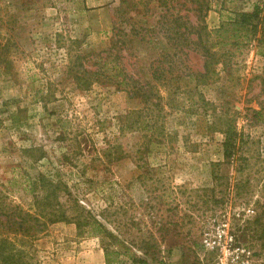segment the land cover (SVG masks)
<instances>
[{"label":"rangeland","instance_id":"rangeland-1","mask_svg":"<svg viewBox=\"0 0 264 264\" xmlns=\"http://www.w3.org/2000/svg\"><path fill=\"white\" fill-rule=\"evenodd\" d=\"M193 1L108 0L98 13L100 0H0V207L62 219L34 240L10 236L32 263L106 264L107 250L117 253L111 264H218L203 239L222 228L264 264L262 48L234 47L232 75L220 66L207 86L183 79L179 108H165L172 139L144 156L133 124L141 100L82 89L69 73L78 55L108 51L119 30L146 37L123 54L151 80V63L170 50L168 22L200 25L198 3L210 32L255 6L264 19V0ZM185 64L201 70L203 60L190 51ZM227 119L240 135L231 150ZM87 212L109 234H94Z\"/></svg>","mask_w":264,"mask_h":264},{"label":"trees","instance_id":"trees-1","mask_svg":"<svg viewBox=\"0 0 264 264\" xmlns=\"http://www.w3.org/2000/svg\"><path fill=\"white\" fill-rule=\"evenodd\" d=\"M198 4L196 10L200 25L188 27L182 24L180 16L168 22L172 26L165 29L162 36L167 39L170 50L162 51L151 63V80L137 77L138 72L134 73L132 65L126 63V57L123 54L127 51L126 49L135 42L134 40L138 39L142 42L146 39L145 36H140L141 33L134 32L133 27L134 33L130 34L116 31L118 38L108 51L78 55L73 66L69 67L70 75L82 89L90 90L95 84L113 86L117 91L127 93L130 98L141 100L144 107L133 112L136 118L133 124L138 127L139 132H144L141 156H144L153 144H164L172 136L166 127L165 108L166 106L171 110L179 108L176 95L183 79L190 77L197 85L207 86L215 82L220 66L223 67L222 71L228 70V75L231 76L233 71L231 57H233L234 47H245L253 42L258 48H262L261 54L264 56V19L263 9L260 6H255L252 13L233 12L232 17L223 21L218 30L210 32L201 22L207 5L205 2ZM190 51L202 58L201 70H193L185 64ZM132 57L138 60L137 56L132 55ZM163 90L167 92V96L162 95ZM257 114L260 116L261 112ZM232 123L234 120L227 119V127L224 131L225 145L228 150L235 149L234 146L240 137L236 127L234 128L235 123ZM229 154L233 155V153ZM66 190L69 192L67 188ZM83 210L86 211V209ZM87 213L91 220L87 224L91 226L94 234H109L107 227L101 221L92 216V213ZM54 214L51 213L50 217H46L26 212L19 206L0 207V264H34L31 260L29 261L28 251L23 249L25 241L20 239L19 247L10 236L13 235L12 237L18 239H36L39 234L45 232L49 223L62 220L59 215ZM2 217L4 219H1ZM77 225L81 228L83 223L78 221ZM105 252L106 264H111L113 261L111 256L117 253L107 250ZM139 263L148 264L143 260Z\"/></svg>","mask_w":264,"mask_h":264},{"label":"built area","instance_id":"built-area-1","mask_svg":"<svg viewBox=\"0 0 264 264\" xmlns=\"http://www.w3.org/2000/svg\"><path fill=\"white\" fill-rule=\"evenodd\" d=\"M203 246L219 252L218 264H255L252 253L245 247L236 246L234 237L225 229L219 228L214 236L206 235Z\"/></svg>","mask_w":264,"mask_h":264},{"label":"crops","instance_id":"crops-1","mask_svg":"<svg viewBox=\"0 0 264 264\" xmlns=\"http://www.w3.org/2000/svg\"><path fill=\"white\" fill-rule=\"evenodd\" d=\"M107 2L108 0H100V5H99L100 7L98 8V13L104 12L105 10L104 6L107 4ZM86 4H89V1H87Z\"/></svg>","mask_w":264,"mask_h":264}]
</instances>
